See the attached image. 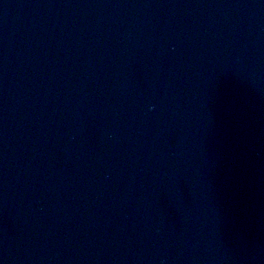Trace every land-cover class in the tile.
Returning <instances> with one entry per match:
<instances>
[{"label":"water","instance_id":"water-1","mask_svg":"<svg viewBox=\"0 0 264 264\" xmlns=\"http://www.w3.org/2000/svg\"><path fill=\"white\" fill-rule=\"evenodd\" d=\"M0 264H264V0H0Z\"/></svg>","mask_w":264,"mask_h":264}]
</instances>
